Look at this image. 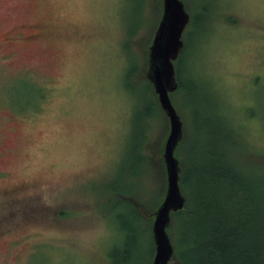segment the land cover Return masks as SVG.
<instances>
[{
    "label": "rangeland",
    "instance_id": "1",
    "mask_svg": "<svg viewBox=\"0 0 264 264\" xmlns=\"http://www.w3.org/2000/svg\"><path fill=\"white\" fill-rule=\"evenodd\" d=\"M181 1L179 159L220 143L262 175L264 0ZM162 8L0 0V264H150L169 122L146 72Z\"/></svg>",
    "mask_w": 264,
    "mask_h": 264
},
{
    "label": "trees",
    "instance_id": "2",
    "mask_svg": "<svg viewBox=\"0 0 264 264\" xmlns=\"http://www.w3.org/2000/svg\"><path fill=\"white\" fill-rule=\"evenodd\" d=\"M180 57L175 62L178 89L182 87ZM147 81L153 91V85ZM155 97L167 121L156 94ZM186 139L185 133L176 151L178 159ZM195 142L185 153V160L179 159L180 187L186 203L183 210L172 214L169 227L175 247L172 264H264V173L246 172L232 161L231 153L220 143L200 155L198 151L192 154ZM160 162L164 166L162 158ZM130 204L139 219L147 220L135 202ZM154 252L152 242V259Z\"/></svg>",
    "mask_w": 264,
    "mask_h": 264
},
{
    "label": "water",
    "instance_id": "3",
    "mask_svg": "<svg viewBox=\"0 0 264 264\" xmlns=\"http://www.w3.org/2000/svg\"><path fill=\"white\" fill-rule=\"evenodd\" d=\"M161 19L148 48L146 77L153 85L159 105L168 119L169 133L162 157L166 172V191L158 208L150 215L153 218L152 235L155 252L151 264H172L175 248L168 229L172 214L185 207L186 197L180 187L181 165L176 151L185 132L184 122L175 108L171 94L179 83L175 62L184 47L183 34L190 22V15L181 0H162Z\"/></svg>",
    "mask_w": 264,
    "mask_h": 264
}]
</instances>
